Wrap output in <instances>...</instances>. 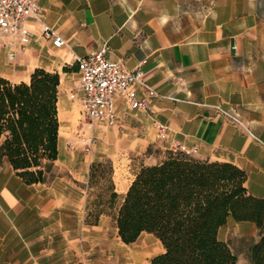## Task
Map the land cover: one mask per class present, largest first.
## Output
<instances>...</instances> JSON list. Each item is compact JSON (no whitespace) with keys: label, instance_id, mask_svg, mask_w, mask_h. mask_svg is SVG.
Instances as JSON below:
<instances>
[{"label":"crops","instance_id":"1","mask_svg":"<svg viewBox=\"0 0 264 264\" xmlns=\"http://www.w3.org/2000/svg\"><path fill=\"white\" fill-rule=\"evenodd\" d=\"M38 4L43 16L27 22L32 33L27 46H20L18 38L0 37V59L7 55L15 62L10 73L0 75L21 82L35 68L60 74L59 153L46 162L43 181L35 184L25 183L8 160L0 161V264H114L108 240L111 230L117 234L120 201L111 206L103 199L113 191L120 194L118 184L115 176L113 185H93L90 179L92 163L106 157L115 162L132 158L135 173L142 163L157 162L147 154L150 148H195V158L229 162L245 171L248 193L264 199V145L213 107L237 113L264 142V0ZM42 23L67 44L54 46ZM10 41L16 45L14 59ZM103 46L109 59L141 68L144 82L159 96L149 97L137 86L146 107L134 109L118 95L116 124L86 127L76 57ZM159 123L167 127L165 139ZM89 136L94 143L86 151L82 140ZM258 237L254 222L232 217L219 230L239 264H253Z\"/></svg>","mask_w":264,"mask_h":264},{"label":"trees","instance_id":"2","mask_svg":"<svg viewBox=\"0 0 264 264\" xmlns=\"http://www.w3.org/2000/svg\"><path fill=\"white\" fill-rule=\"evenodd\" d=\"M59 85L60 74L43 68H35L28 81L0 75V161L8 160L27 184L42 182L44 165L58 158ZM105 168L92 163L93 185H113V168ZM245 181V171L232 163L169 149L161 160L141 164L124 195L113 191L103 201L120 200L115 220L122 242L144 234L160 241L162 251L147 264H239L219 238L231 217L257 225L252 261L264 264V199L249 194Z\"/></svg>","mask_w":264,"mask_h":264},{"label":"built area","instance_id":"3","mask_svg":"<svg viewBox=\"0 0 264 264\" xmlns=\"http://www.w3.org/2000/svg\"><path fill=\"white\" fill-rule=\"evenodd\" d=\"M43 14L38 0H0V37H13L19 39L22 47L31 42L32 33L27 27L31 19L41 21ZM44 36L51 40L56 47L67 44L66 40L55 29L42 23ZM10 59L15 58V42L10 41ZM108 48L103 46L86 56H77L76 63L80 72V86L83 96L79 98L81 113L86 127H91L97 122H104L114 126L117 121L116 98L118 95L125 96L130 106L134 109L144 108L147 99H139L136 87L146 89L149 97L159 96L158 92L144 82V71L141 68L129 69L122 61H114L107 57ZM75 98V95L72 96ZM214 109L234 124L243 128L252 138L264 145V142L253 133L250 127L240 116L221 105H214ZM159 136L167 137V127L159 123L157 125ZM94 137L89 136L82 140L86 151L92 149ZM174 150H181L187 155H192L196 149L186 146H178Z\"/></svg>","mask_w":264,"mask_h":264},{"label":"rangeland","instance_id":"4","mask_svg":"<svg viewBox=\"0 0 264 264\" xmlns=\"http://www.w3.org/2000/svg\"><path fill=\"white\" fill-rule=\"evenodd\" d=\"M15 62L8 59L7 55L0 59V72L10 73L14 69ZM168 149L153 148L151 160H161L167 155ZM106 157L101 162L106 166L107 173L113 168V177L118 184L120 195L125 194V190L134 175V160L130 157H121L119 160ZM115 167V175H114ZM120 201V200H119ZM108 243L112 246V258L114 264H146L148 260L162 251L160 241L150 234L142 235L136 242L125 244L117 236L115 229L110 231Z\"/></svg>","mask_w":264,"mask_h":264}]
</instances>
